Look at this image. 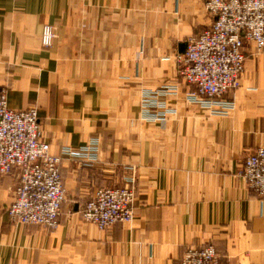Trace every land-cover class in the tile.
Masks as SVG:
<instances>
[{
	"label": "crops",
	"instance_id": "crops-1",
	"mask_svg": "<svg viewBox=\"0 0 264 264\" xmlns=\"http://www.w3.org/2000/svg\"><path fill=\"white\" fill-rule=\"evenodd\" d=\"M213 21L205 0H0V85L9 106L36 105L51 151L100 139L91 163L62 155L59 224H19L8 207L19 173L0 174V264H182L214 243L221 264H264V196L240 176L264 144V49L246 47L235 106L191 102L176 54ZM45 23L56 27L50 46ZM178 83L165 123L141 117L145 87ZM133 166V168H129ZM135 215L108 228L82 219L98 186L130 183Z\"/></svg>",
	"mask_w": 264,
	"mask_h": 264
},
{
	"label": "built area",
	"instance_id": "built-area-1",
	"mask_svg": "<svg viewBox=\"0 0 264 264\" xmlns=\"http://www.w3.org/2000/svg\"><path fill=\"white\" fill-rule=\"evenodd\" d=\"M205 6L213 21L189 35L185 50L176 54L177 66L181 81L192 86L186 91L189 101L211 113L226 114L234 108L235 100L226 98L225 93L241 84L247 45L252 42L257 50L264 49V0H205ZM56 37V27L45 23L42 44L50 46ZM178 92V83L171 82L143 88L141 117L165 123L176 110L167 97ZM60 151H51L38 107H10L7 89L0 85V174L19 173L15 197L8 207L12 222L57 226L67 194L62 155L94 162L100 158V139L92 136L85 144L64 145ZM240 176L256 194L264 196V144L246 156ZM136 196L135 176L130 183L98 186L82 206V219L100 229L119 221L130 222L135 215ZM182 264H221L220 254L214 243L190 245Z\"/></svg>",
	"mask_w": 264,
	"mask_h": 264
},
{
	"label": "rangeland",
	"instance_id": "rangeland-1",
	"mask_svg": "<svg viewBox=\"0 0 264 264\" xmlns=\"http://www.w3.org/2000/svg\"><path fill=\"white\" fill-rule=\"evenodd\" d=\"M185 48H186V46H185ZM185 48L182 50V51H184L185 50ZM177 60V59H176ZM177 65H178V63H177ZM82 209V208H81Z\"/></svg>",
	"mask_w": 264,
	"mask_h": 264
}]
</instances>
